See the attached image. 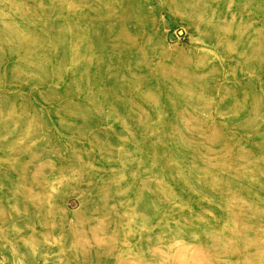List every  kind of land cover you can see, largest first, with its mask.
<instances>
[{
    "label": "rangeland",
    "instance_id": "obj_1",
    "mask_svg": "<svg viewBox=\"0 0 264 264\" xmlns=\"http://www.w3.org/2000/svg\"><path fill=\"white\" fill-rule=\"evenodd\" d=\"M0 264H264V0H0Z\"/></svg>",
    "mask_w": 264,
    "mask_h": 264
}]
</instances>
